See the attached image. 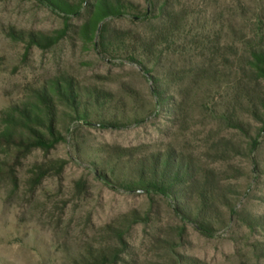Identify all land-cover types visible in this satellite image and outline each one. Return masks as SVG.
Segmentation results:
<instances>
[{"label": "rangeland", "instance_id": "obj_1", "mask_svg": "<svg viewBox=\"0 0 264 264\" xmlns=\"http://www.w3.org/2000/svg\"><path fill=\"white\" fill-rule=\"evenodd\" d=\"M125 1L134 8L107 25L129 40L120 52L106 55L80 37L85 11L72 18L69 35L56 46L28 49L7 31L51 35L63 28L62 15L39 0H0V115L62 75L112 95L90 123L75 122L70 132L62 129L65 142L50 151L33 150L17 168L16 183L0 178V264H72L86 247L114 243L103 228L130 213L141 219L126 238L133 260L128 262L125 254L123 264H264V224L248 225L264 220V126L233 84L225 83L241 77L235 74L242 47L229 66L224 68L222 61V24L235 20L239 29H249L254 14L264 10V0H153L151 7L147 0ZM166 2L181 18L182 31L174 44L156 47L159 59L140 65L138 40L155 35L156 26L163 28L157 11ZM147 9L149 18L144 17ZM208 40L217 53L206 49ZM228 73L223 82L222 74ZM156 76L163 79L162 106L157 104ZM250 90L264 95V82L251 84ZM102 121L128 127L101 128ZM233 122L243 130L233 128ZM119 147L137 148L138 157L173 149L195 159L216 184L235 190L236 213L223 209L209 235L185 225L161 195L104 184L98 174L110 172L102 167L100 149ZM60 160L67 161L65 168L34 187L33 167ZM165 240L173 242L171 248Z\"/></svg>", "mask_w": 264, "mask_h": 264}, {"label": "trees", "instance_id": "obj_2", "mask_svg": "<svg viewBox=\"0 0 264 264\" xmlns=\"http://www.w3.org/2000/svg\"><path fill=\"white\" fill-rule=\"evenodd\" d=\"M39 1L61 14L64 26L51 35L7 31L11 39L26 43L28 49L36 46L49 50L59 44L69 35L72 18L79 16L82 11L87 14L86 20L79 27L84 43L92 45L103 54L112 55L120 52L121 46H125L129 40L125 33L112 31L107 25L108 20L123 17L134 8L133 4L125 0H81L76 4L69 0ZM147 3L150 7L154 5L153 0H147ZM157 12V17L164 22L163 28L156 26L153 30L155 35L138 40L143 58L138 62L140 65L159 59L156 47L174 44L182 31L183 23L174 6L166 2ZM150 14L147 9L144 17L149 18ZM254 15L255 23L249 29H239L235 20H226L222 24V34L226 37L222 42V61L224 68L229 66L230 59L239 57L238 50L242 47L243 54L239 58L237 70L239 73L235 74L241 77L239 80L235 77L233 81L227 79L225 83L233 84L252 115L264 126V95L250 90L251 84L259 86L264 82V10ZM204 45L207 50L216 49L209 40ZM191 46L187 44L185 47ZM151 57L156 60H151ZM146 71L149 74L153 70ZM229 75L222 74V81ZM208 77L210 76L205 75L202 78ZM212 77L215 78L213 75ZM153 82L156 85L157 104L165 105L166 101L162 96L164 91L161 89L163 79L156 76ZM111 101V94L96 88H83L72 77L64 75L52 78L34 89L31 98L12 105L0 115V153L3 155L0 161V178H8L16 183L17 168L33 150L54 149L59 143L66 141L62 129L70 132V126L75 122L90 123L93 112L105 108ZM98 125L116 130L128 127V124L118 121H102ZM231 126L243 130L239 122H233ZM256 144L257 138L251 143V151ZM109 149H100L99 153L104 157L102 167L110 173H100L98 178L108 186L165 197L172 202L176 214L185 225H193L201 232L211 235L215 216H223V209H227L232 215L236 213V204L233 202L235 190L216 184L208 173L201 170L195 159L177 154L173 149L141 157L136 156L137 148ZM66 165V160L35 165L32 169L33 186H39L51 173H60ZM116 168L118 174L115 173ZM140 219L137 214L130 213L105 226L103 232L114 238L115 244L88 246L72 259V264H123L126 263L123 258L125 254H128V262H131L133 254L129 251L126 238L132 226ZM261 222L264 224L263 218H258L250 220L248 225L255 228L263 226ZM185 225L179 228V237L185 233ZM165 244L171 248L173 242L165 240Z\"/></svg>", "mask_w": 264, "mask_h": 264}]
</instances>
